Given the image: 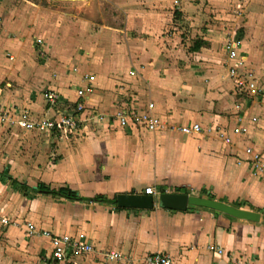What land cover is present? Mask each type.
I'll return each instance as SVG.
<instances>
[{
  "label": "crops",
  "instance_id": "obj_1",
  "mask_svg": "<svg viewBox=\"0 0 264 264\" xmlns=\"http://www.w3.org/2000/svg\"><path fill=\"white\" fill-rule=\"evenodd\" d=\"M148 2L150 6L156 2L157 9H160L149 12L144 9L126 8L124 21L125 29L140 33L146 30L152 34L148 40L145 39V44L149 46L147 51L140 50L139 53L135 50V42L126 33L122 37V43L112 41L114 46L125 44L127 47L123 52V60L128 67L126 78L118 76L112 69V55H98L103 59V64L102 61L92 63L85 59V52H82V55H74V65L61 72L57 78H53L50 71H47V74L38 72L39 77L32 78L33 69H30L27 61L26 48L16 43L6 45L15 55V47L22 53V57L18 58L17 55L14 62L20 60L17 69L20 68L22 74L18 79L22 78L21 82L24 83L29 78L27 89L43 81V84L48 86L46 90L59 94L60 102H63L64 97L73 100L75 96L62 95V90L67 91L70 86H74L79 81L80 74L89 73L95 76V94L87 102L89 106L103 113H116L125 106L143 111L146 104L151 102L154 106L152 114L163 124L159 130L150 132L139 126L121 127L114 124L107 127L106 124L84 123L77 132L66 137L53 133L60 138L73 139L77 146L56 149L60 159L46 165L44 178L40 182L52 189L66 186L83 198L98 194L109 199L118 193L143 194L146 187H152L156 196L160 193V187L164 192L185 188L189 195L206 197L200 194L204 191L213 196V199L231 205L243 201L254 207V211L264 210V176L251 174L247 156L244 154V147L247 145L264 153V115L261 111L264 110V97L251 103L245 101L235 94L229 78L227 82H219L217 77V85H220V88L211 92V89L208 91L202 87L201 77L193 75L195 73L192 70L185 72L173 66L171 73L166 61L154 59L152 55L156 32L167 26L164 12L161 10L164 7L158 0ZM1 9L0 6V12ZM156 23L157 28L152 30V25ZM90 42L89 38L87 42L82 39L84 45L92 46ZM4 46L0 43V51ZM9 57L13 60L12 56ZM0 60V65H3L1 55ZM24 60L26 66L22 64ZM75 65L78 72L72 70ZM150 66L156 68L151 73V78L157 82L155 86H150L149 82L152 80L149 75L141 72V68ZM108 75H112V90H115V84L121 85L117 79L122 78L126 83L134 84L136 91V94H126L123 100L119 95L124 93V90L121 93H112L115 100L112 101V110L109 111L102 109L97 101L102 78L104 83H110ZM139 82L144 83L147 89L142 91L137 85ZM229 86V90H233L230 98L237 99L236 104H232L230 100L235 108L234 110L230 107L231 111L225 109L229 97V92L225 90H228ZM9 87L7 84L6 89ZM4 90L5 88L0 87V95ZM118 91L122 89L118 88ZM37 99L38 96L19 102L0 97V105H13L30 110ZM44 104L43 101L44 111L41 114L49 112ZM261 104L262 106H259ZM238 116L243 117L242 124L247 128L245 134L235 133ZM252 117H256V121L252 122ZM187 123H199L203 128L219 127L232 142L224 143L214 131L208 133L203 130L195 135L180 133L177 127ZM132 142L144 144L132 146ZM6 168L9 173L10 167H4ZM33 186L36 185L30 187ZM38 194H42V198L39 197L34 204H24L20 216H26V221L54 234H83L93 247L90 253L74 255L64 262L57 263L48 257L49 244L46 239L32 236L34 239L27 241L19 232L14 233L9 227L5 237L18 239L19 255L33 257L39 255L43 248L45 257H42L44 260H40V263L112 264L107 262L105 254L119 251L132 259L162 252L170 256L172 264H232L233 261L264 264V216L261 213L260 221L252 222L201 207L174 211L162 209L155 203L151 210L116 209L114 205L105 202L73 201L50 194ZM241 207L250 209L248 206ZM43 240L46 241L47 247ZM212 246L220 248L222 252L210 251Z\"/></svg>",
  "mask_w": 264,
  "mask_h": 264
},
{
  "label": "rangeland",
  "instance_id": "obj_2",
  "mask_svg": "<svg viewBox=\"0 0 264 264\" xmlns=\"http://www.w3.org/2000/svg\"><path fill=\"white\" fill-rule=\"evenodd\" d=\"M148 1L156 0H0V43L5 45L0 51L4 62L0 65V87L5 88L0 97L21 102L38 96L30 110L34 114L44 111L42 93L48 86L42 81L27 89L29 78L24 83L21 82L22 78L18 79L22 74L20 68L17 69L20 60H14L17 55L18 58L22 57V53L15 47V55L12 50L6 48L10 43L26 48V58L30 69H33L32 78H38L39 73L47 74V71H50L53 78H57L61 72L74 65L73 56L82 52L87 53L85 59L92 63H100L103 60L100 56L112 55V69L118 76L126 78L128 67L123 60V52L127 47L125 44L114 46L112 41L122 43V37L126 33L135 42V50L139 53L140 50L147 51L149 46L145 44V39L148 40L152 34L146 30L140 33L125 29L124 21L126 8L144 9L149 12L160 9H157L156 2L150 6ZM158 1L164 3H161L164 7L161 10L164 12L167 26L156 32L152 55L154 59L166 61L171 73L173 66L185 72L192 70L195 73L193 75L201 77L203 88L208 91L211 89V92L219 90L220 85H217L216 78L219 77V82L228 80L221 47L225 39L234 35L242 40L249 67L264 82V0ZM157 24L152 25V30L157 28ZM88 38L92 46L82 43V39L87 42ZM202 39L204 46L197 52L192 51L194 42ZM38 40L42 42L38 43ZM9 56H12L13 60H10ZM22 64L24 66L26 61H22ZM155 70L152 66L141 68L142 74L149 75L152 80L149 82L150 86L157 85L151 78V73ZM23 75L25 78V73ZM108 78L109 81L112 80V75H108ZM117 82L121 85L115 84V90H112V82L104 83L102 78V84L98 88V100L96 99L102 109L112 110V101L115 100L112 93H121L124 90L125 92L119 95L122 100L126 94H136L134 84L126 83L122 78L117 79ZM7 84L10 85L8 89ZM137 85L142 91L147 89L144 83L139 82ZM118 88L122 91H118ZM229 88L230 86L225 90L229 92V108L225 105V109L231 111L232 108L235 110L232 102L236 104L237 99L230 98L233 90ZM69 90H62L61 94L74 96V86H70ZM236 97L239 99L240 96ZM262 104L264 105V102ZM261 111L264 115V110ZM2 130L4 129L0 128V171L9 166V175L20 179V182L25 181L29 186L42 181L46 165L60 159L56 149L77 146L73 139L60 138L53 133ZM143 144L132 142V146ZM41 195L37 193L34 199L27 200L22 194H16L8 184L0 182V214H5L11 221L18 223L17 228L13 224L0 228V264H44V261L40 263V260H44L42 257H45L43 248L39 255L36 253L33 257H23L18 253V239L5 237L10 227L12 232H19L27 241L34 239L24 235L22 224L26 221V216H20V213L24 204L36 203L39 197L42 198ZM43 243L47 247L45 240Z\"/></svg>",
  "mask_w": 264,
  "mask_h": 264
},
{
  "label": "built area",
  "instance_id": "obj_3",
  "mask_svg": "<svg viewBox=\"0 0 264 264\" xmlns=\"http://www.w3.org/2000/svg\"><path fill=\"white\" fill-rule=\"evenodd\" d=\"M41 40H38L40 43ZM225 53V64L227 77L232 81L235 94L250 102L264 97V82L254 74L249 67L245 51L242 49V40L231 35L222 44ZM78 72L77 67L72 68ZM95 76L89 73L80 74L79 81L74 85L73 100L69 98L60 102L59 94L53 90H46L42 93L46 114H34L26 108H19L13 105H0V127L5 131L21 130L38 133H57L59 136H68L77 132L84 123L96 125L106 124L119 125L121 127L139 126L150 132L159 130L163 124L152 114L153 103L149 102L145 110L125 106L116 113H103L88 105V101L95 94ZM247 113V112H246ZM244 113L245 115H247ZM236 134H245L247 128L242 124L243 117L238 116ZM251 121H256L252 117ZM177 130L186 135H195L214 131L216 135L226 144H231V139L219 127L203 128L199 123H187L179 125ZM244 154L247 156V163L250 172L254 176H264V153L255 150L252 146L244 147ZM143 194L155 195L152 187L144 188ZM18 227V223L11 221L8 216L0 214V226L12 225ZM24 235L27 237L41 236L49 244L48 257L54 262H64L68 257L80 254H87L93 251L92 245L83 235L54 234L49 230L37 228L32 222L25 221L22 224ZM210 251L221 253L218 247H210ZM108 263L116 264H172L170 256L166 253L155 252L145 255L139 259H132L119 251H110L105 254ZM232 264H244L240 261H233Z\"/></svg>",
  "mask_w": 264,
  "mask_h": 264
},
{
  "label": "water",
  "instance_id": "obj_4",
  "mask_svg": "<svg viewBox=\"0 0 264 264\" xmlns=\"http://www.w3.org/2000/svg\"><path fill=\"white\" fill-rule=\"evenodd\" d=\"M32 188L36 189L37 187L33 186ZM39 192L47 194L46 191ZM155 203L158 207L167 210L185 211L188 207H201L224 213L236 219L252 222H258L261 219V214L257 211L234 207L226 202L204 196L180 192H160L156 196L141 193H118L115 195V205L120 209L151 210Z\"/></svg>",
  "mask_w": 264,
  "mask_h": 264
},
{
  "label": "trees",
  "instance_id": "obj_5",
  "mask_svg": "<svg viewBox=\"0 0 264 264\" xmlns=\"http://www.w3.org/2000/svg\"><path fill=\"white\" fill-rule=\"evenodd\" d=\"M238 38L240 37L238 36ZM204 44H205L204 41L197 40L194 42L191 50L198 51ZM0 182L8 184L13 190L19 192L24 197H27L29 199H34V196L39 191H46L47 194H50L54 197L65 198V199H69L73 201L105 202V203L114 205L116 209H119L115 205V196L109 199L105 195L98 194L91 198H83V197H80L75 191L71 190L70 188L66 186L59 187L57 189H52L43 182H37L36 183L37 188L33 189L32 187L28 186L26 183L20 182L16 180L15 178L11 177V175H9L8 173L7 168L0 171ZM160 192H164V189L162 187H160ZM175 192H180V193H185V194L189 193V191L185 188H177ZM200 194L213 199V196L205 193L204 191H202ZM233 206L234 207L248 206L251 210H255L254 207H252L250 204L243 202V201L236 202ZM258 212L264 216V210H260Z\"/></svg>",
  "mask_w": 264,
  "mask_h": 264
}]
</instances>
